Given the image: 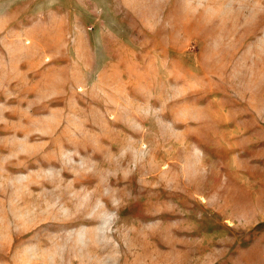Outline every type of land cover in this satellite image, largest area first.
Segmentation results:
<instances>
[{
    "label": "rangeland",
    "instance_id": "374dc122",
    "mask_svg": "<svg viewBox=\"0 0 264 264\" xmlns=\"http://www.w3.org/2000/svg\"><path fill=\"white\" fill-rule=\"evenodd\" d=\"M0 264H264V0H0Z\"/></svg>",
    "mask_w": 264,
    "mask_h": 264
}]
</instances>
